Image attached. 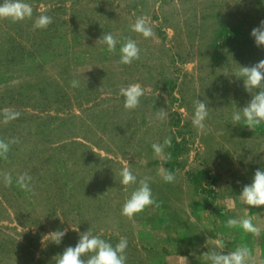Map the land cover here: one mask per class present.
<instances>
[{
	"label": "rangeland",
	"instance_id": "374dc122",
	"mask_svg": "<svg viewBox=\"0 0 264 264\" xmlns=\"http://www.w3.org/2000/svg\"><path fill=\"white\" fill-rule=\"evenodd\" d=\"M28 2L31 18H0V140L9 143L0 157V264H55L78 234L69 231L60 246L45 241L47 248L40 237L67 224L113 246L127 239L126 264H203L219 237L225 252L246 245L249 264H264V206L250 209L238 195L264 167V125H235L232 114L250 94L225 76L264 59L250 35L264 20V3ZM42 14L52 23L35 28ZM139 17L153 36L132 31ZM102 33L120 42L115 51ZM125 38L140 48L130 64L120 62ZM135 83L144 95L128 109L120 89ZM197 99L208 104L203 129L192 124ZM9 112L18 115L9 120ZM153 144L162 146L160 154ZM123 168L135 184L120 183ZM167 172L172 182L163 179ZM20 176L31 178L28 190L16 183ZM145 179L154 203L123 215ZM245 217L259 235L227 226L229 218Z\"/></svg>",
	"mask_w": 264,
	"mask_h": 264
},
{
	"label": "clouds",
	"instance_id": "9594fccd",
	"mask_svg": "<svg viewBox=\"0 0 264 264\" xmlns=\"http://www.w3.org/2000/svg\"><path fill=\"white\" fill-rule=\"evenodd\" d=\"M261 3H264V0H261ZM32 16L33 8L28 0H0V18H10L15 22ZM51 23L52 17L42 14L35 20L34 27L46 28ZM131 29L142 34L145 38L154 35L152 27L144 17L137 18L136 22L131 25ZM250 35L258 48L264 47V20L251 29ZM99 39L107 45L109 51H115L117 44L120 43L111 33H102ZM119 53L122 64H130L140 58V48L131 38H125V41L120 44ZM239 65L237 70L232 71L231 74L225 73V76L229 83L242 82L244 90L250 94V99L245 106L239 107V110L233 112L231 119L235 125L243 124V126L253 129L264 125V59L258 60L251 66ZM72 85L78 87L79 81L74 80ZM120 95L124 97L125 108L134 109L139 105L140 98L144 95V89L139 83L130 84L120 89ZM208 114V104L204 100L197 99L192 118L193 126L203 129ZM17 115L18 113L9 112L7 119H15ZM168 143L170 140H165V144ZM152 147L156 154L162 152L161 145L153 144ZM8 151L9 143L0 140V157L6 156ZM120 177V183L124 186L135 184L137 181L136 176L129 168H123ZM30 179L27 176H20L16 183L22 189L28 190ZM163 179L166 182H172L175 177L173 173L167 172ZM6 182L11 184L13 178L7 176ZM238 195L250 209H261V206H264V167L255 169L251 182L244 184ZM153 203L150 183L147 179L142 180L126 199L122 207V214L131 218ZM227 226L229 228L240 227L245 232L254 235L260 233V229L250 217L239 220L229 218ZM69 231L76 232L78 240L74 245L65 246L60 253L54 256L55 264H126L127 239L122 238L113 246L100 234H93L91 231L81 232L80 229H74L69 224L66 227H57L42 234L40 237L42 248H47L49 245H62ZM45 241H47V247L44 246ZM212 243L214 246L203 252V264H249L251 252L246 245H237L233 250L225 252L226 245L222 237L215 239Z\"/></svg>",
	"mask_w": 264,
	"mask_h": 264
}]
</instances>
